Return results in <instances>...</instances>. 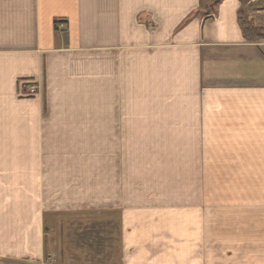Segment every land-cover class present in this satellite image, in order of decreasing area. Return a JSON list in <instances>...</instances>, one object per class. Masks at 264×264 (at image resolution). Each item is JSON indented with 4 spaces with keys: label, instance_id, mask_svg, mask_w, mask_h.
I'll use <instances>...</instances> for the list:
<instances>
[{
    "label": "crops",
    "instance_id": "crops-1",
    "mask_svg": "<svg viewBox=\"0 0 264 264\" xmlns=\"http://www.w3.org/2000/svg\"><path fill=\"white\" fill-rule=\"evenodd\" d=\"M212 2L0 0V264L60 215L109 264H264V43Z\"/></svg>",
    "mask_w": 264,
    "mask_h": 264
},
{
    "label": "rangeland",
    "instance_id": "rangeland-1",
    "mask_svg": "<svg viewBox=\"0 0 264 264\" xmlns=\"http://www.w3.org/2000/svg\"><path fill=\"white\" fill-rule=\"evenodd\" d=\"M241 9L243 17L254 27L261 29L264 37V0H244ZM257 42L264 43V39ZM58 218L64 219L59 224L56 223L48 236L47 248L51 258L46 257L45 264H96L94 253L99 245L102 248L103 264H109L110 240L111 235L115 234L114 227L85 225L84 222L78 225L76 215H60Z\"/></svg>",
    "mask_w": 264,
    "mask_h": 264
},
{
    "label": "trees",
    "instance_id": "trees-1",
    "mask_svg": "<svg viewBox=\"0 0 264 264\" xmlns=\"http://www.w3.org/2000/svg\"><path fill=\"white\" fill-rule=\"evenodd\" d=\"M221 1L222 0H213L211 5L212 6L217 5ZM243 1L244 0H240V3H243ZM238 15H239V17H238L239 24H240L242 33H243L244 37L246 38V40L252 41V42H257L258 40L264 39L262 30L261 29L259 30L257 27H254L252 25V23L250 21H248L247 18L243 17V11L241 8L239 10ZM92 226H96V225H92Z\"/></svg>",
    "mask_w": 264,
    "mask_h": 264
},
{
    "label": "built area",
    "instance_id": "built-area-1",
    "mask_svg": "<svg viewBox=\"0 0 264 264\" xmlns=\"http://www.w3.org/2000/svg\"><path fill=\"white\" fill-rule=\"evenodd\" d=\"M29 90L32 94H36L38 92L37 87L35 86V84H31L29 85Z\"/></svg>",
    "mask_w": 264,
    "mask_h": 264
}]
</instances>
